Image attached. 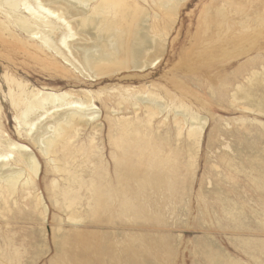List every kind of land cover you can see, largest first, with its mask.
<instances>
[{
    "label": "rangeland",
    "instance_id": "rangeland-1",
    "mask_svg": "<svg viewBox=\"0 0 264 264\" xmlns=\"http://www.w3.org/2000/svg\"><path fill=\"white\" fill-rule=\"evenodd\" d=\"M125 1L155 16L159 30L167 34L164 51L145 70L89 80L92 89L169 91L190 103L198 117L207 118L200 147H190L185 129L178 137L172 119H149L129 104L113 114L117 98L106 107L96 101L97 118L78 131L79 140L94 144L88 158L95 169L104 164L106 178L114 177L113 122L128 121L162 144L166 155L175 152L173 180L141 191L132 206L116 202L99 215L86 204L78 206L74 212L82 221L72 223L70 210L53 202L44 189L54 178L64 185L63 174H45L42 158L39 193L44 194L47 213H40L23 192L6 206L0 203V231L20 250L9 256L0 250V264H129L126 252L131 248L140 264H264V0H173L174 12L163 6L165 0ZM3 64L35 80H48L47 69L33 57L0 40ZM0 101L6 104L1 92ZM5 109L2 126L7 136L15 132ZM85 171L89 179L90 170ZM80 237L90 247L100 245L106 255L96 262Z\"/></svg>",
    "mask_w": 264,
    "mask_h": 264
},
{
    "label": "bare ground",
    "instance_id": "bare-ground-1",
    "mask_svg": "<svg viewBox=\"0 0 264 264\" xmlns=\"http://www.w3.org/2000/svg\"><path fill=\"white\" fill-rule=\"evenodd\" d=\"M163 6L169 12L176 9L173 0H165ZM155 20V16L138 6L130 7L125 0H0V40L33 57L49 73L48 80H35L9 65H0V92L6 100V104L0 101V203L6 206L23 192L42 209L40 213H47L44 194L39 193L42 158L45 174L64 175V185L54 178L44 189L53 202L70 210L68 221L72 223L82 219L81 214L75 213L78 206L86 204L95 215L106 213L116 202L132 206V199H139L141 191L173 180L177 169L175 152L166 155L162 144L134 129L128 121L113 122L112 179L102 171L106 169L103 162V168L96 170L88 158L94 144L78 139L79 129L98 116L95 102L106 107L107 102L117 98L113 114L129 104L134 112L143 110L149 119L160 115L164 120L172 119L177 136L185 129L190 147L199 149L207 118H201V114L198 117L190 103L186 105L166 90L164 96L149 88L94 91L89 82L154 66L161 58L167 36ZM5 106L13 118L15 132L7 136L2 126L3 116H8ZM93 125L101 132L100 125ZM78 155L82 159L76 160ZM141 168H145L142 175ZM86 169L90 170L89 179L84 178ZM168 186L171 189V184ZM2 232L0 250L8 256L16 255L20 250L14 247L7 232ZM80 241L83 247H90L83 237ZM89 249L96 262L106 255L100 245ZM126 256L129 264H140L133 248Z\"/></svg>",
    "mask_w": 264,
    "mask_h": 264
}]
</instances>
